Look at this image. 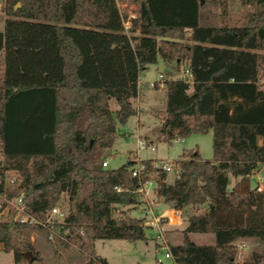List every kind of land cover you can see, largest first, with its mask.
Segmentation results:
<instances>
[{"label": "trees", "instance_id": "1", "mask_svg": "<svg viewBox=\"0 0 264 264\" xmlns=\"http://www.w3.org/2000/svg\"><path fill=\"white\" fill-rule=\"evenodd\" d=\"M119 2L134 6L128 31ZM229 4L4 0L0 206L21 197L25 211L44 221L65 196L66 216L54 226L67 230L62 245L75 246L90 264H108L97 256L95 241H147L142 220L113 212L136 207L141 185L154 177V194L170 209L206 205L187 219L181 244L169 248L172 264H264V247L239 262L236 245L246 239L264 245V191L250 190V177L264 168V0H240L235 18ZM159 60L189 68L193 78L191 86L181 79L164 84L166 141L212 132V159L183 152L171 183L151 160L142 162L139 178L132 176L134 161L101 166L117 125L136 115L132 102L142 72ZM3 170L16 171L19 183L6 186ZM231 179L238 182L229 189ZM15 216L9 207L0 220L3 251L14 264H28V252L32 264L42 262L29 236L43 228ZM196 232L212 233L214 244L196 245L189 237Z\"/></svg>", "mask_w": 264, "mask_h": 264}, {"label": "rangeland", "instance_id": "2", "mask_svg": "<svg viewBox=\"0 0 264 264\" xmlns=\"http://www.w3.org/2000/svg\"><path fill=\"white\" fill-rule=\"evenodd\" d=\"M229 8L233 18L237 17L240 12V0H229ZM122 3L123 5L125 3ZM4 0H0V30H2L5 15L3 13ZM121 4V5H122ZM133 6V5H131ZM132 8V7H130ZM130 8L124 9L129 11ZM123 11V8L121 7ZM185 66H177L175 63L165 64L158 61L157 64L150 66L149 71L141 76L139 84L141 91V101L138 106L134 102L136 115L131 116L124 126L117 125L116 134L117 138L114 144L109 149H104L101 152V162L107 161L106 169H116L127 161H134L136 166H142V162L151 160L155 166H159L160 162H170L174 165L181 158L183 152L198 150L200 158L203 161L212 158V132L207 131L202 134L191 135L188 138L180 139L179 144L172 142L169 144L161 133V128L166 117V95L164 92L153 91L149 88V83L157 79L158 75L163 76L162 83L165 84L168 80H175L183 78ZM158 87V85L156 86ZM155 87V88H156ZM190 91V90H189ZM155 96V98L153 97ZM110 109L116 110L113 100L110 101ZM140 111V116L137 115ZM137 138L144 140L155 148L154 152L137 151ZM261 143V141H259ZM2 160L0 152V161ZM102 168L103 165L101 164ZM173 179L172 174L167 175V182L171 183ZM152 187L147 186L148 196L144 193H138V205L136 207L123 208L116 207L113 212L114 218H121L128 216H137L141 218L143 211H147L150 207L157 217L159 212L168 209L169 206L158 199L155 205H151V200H154L153 193L156 188L155 179ZM238 180L231 179L229 189H231ZM251 184V183H250ZM153 192V193H152ZM57 206L62 211L67 212L66 197L62 196ZM144 207V208H143ZM134 208V209H133ZM142 209L141 212L136 210ZM131 210L135 213H131ZM206 210V205L189 206L184 208L180 213V224L171 214V227L168 231L162 234L165 244L170 248L181 244L183 231L187 228V219L192 216L203 214ZM147 216V214H144ZM136 217V218H137ZM143 220H147L144 218ZM177 222V223H176ZM159 224H166L165 219H159ZM144 225V224H143ZM146 228V227H145ZM55 236L53 240H48L47 232L34 231L30 233L29 240L32 243L35 251L39 252L42 262L35 261L34 264H90L89 259L84 257L75 246L65 248L62 245L63 235L67 234V230L53 228ZM148 237L147 241H138L130 243L124 240H99L96 243V250L98 254L109 262V264H156L158 259H162V252L159 250L161 239L157 237V233L153 228L145 229ZM190 239L196 245H212L215 238L212 233H191ZM238 249L237 260L241 262L244 258L250 256L253 252H262L264 245L257 239H246L236 243ZM164 264H170L169 260H163ZM0 264H14L13 255L3 251L0 245Z\"/></svg>", "mask_w": 264, "mask_h": 264}, {"label": "built area", "instance_id": "3", "mask_svg": "<svg viewBox=\"0 0 264 264\" xmlns=\"http://www.w3.org/2000/svg\"><path fill=\"white\" fill-rule=\"evenodd\" d=\"M119 3V8L121 10V7L123 8V11L121 10L122 13L128 14V17L123 20L122 25L125 29V31H128L131 27V20L135 19V14L133 13V10H131V6H128L126 4ZM130 8L129 11H124V9ZM163 76L161 74L158 75L157 79L153 82L149 83V88L155 89V87L158 85L163 84L162 83ZM182 80L187 83L189 86L192 85L193 83V78L192 74L189 68H186L183 72V78ZM172 142H175L176 144H179L180 140L175 139L172 140ZM149 151V152H154L155 148L150 145L149 143L145 142L144 140H141L140 138H137V151ZM103 167L106 168L108 163L107 161H104L102 163ZM159 170L165 172L166 174H172L173 179L179 177V168L177 165H174L173 163L170 162H160L159 166H155ZM143 169L142 166H135V168L132 171V176L134 178H139L141 170ZM2 177L4 179L5 185L8 187H14L19 183V175L16 171L14 170H3L1 172ZM251 179V184H250V190L254 191L255 193H260L264 191V168L262 167L260 170H256L253 175L250 177ZM153 181H148L145 182L141 185V188L139 189L138 193H144L146 196H148L149 192L151 190L147 191V186L152 187ZM115 190L117 192H120L122 189L119 187H116ZM153 193V192H152ZM154 194V193H153ZM156 196V195H155ZM7 206L5 208H2L0 206V220H3L6 218L9 212V207H12L16 211V216L15 220L18 221L20 224L26 225V226H35L38 225L43 228L47 232V238L48 240H53V237L55 236V233L53 231V228L56 223L62 222L66 216V212L62 211L59 206H54L52 209H50L45 216L44 221H39L35 219L34 217L30 216L26 211H25V206L22 202V198H14L10 201L7 202ZM159 220H155V222H151L150 225L153 227H158ZM157 237L161 239L160 242V247L159 250L162 252V259H158L156 261V264H164L163 260H169L170 264H172V256L169 251L168 246L165 244L163 237H162V230H159V233L157 234Z\"/></svg>", "mask_w": 264, "mask_h": 264}, {"label": "crops", "instance_id": "4", "mask_svg": "<svg viewBox=\"0 0 264 264\" xmlns=\"http://www.w3.org/2000/svg\"><path fill=\"white\" fill-rule=\"evenodd\" d=\"M132 8H131V10H133L134 9V6H131ZM150 66H152V65H150ZM150 66H148L147 67V69L144 71V72H142V74H141V76L142 75H144V74H146L148 71H149V68H150ZM141 76H140V80H139V84H140V82H141ZM139 84H138V97H137V99H135L132 103H133V106H134V102H137V104H138V106L140 105V101H141V91H140V87H139ZM153 91H157V92H164V94L166 95V91H165V88H164V84H161V85H159L158 87H156L155 89H152ZM154 98H155V96H153ZM137 115L138 116H140V111H139V113H137ZM117 129V128H116ZM116 138H117V134H116ZM116 138H115V140H116ZM212 159V158H211ZM210 159V160H211ZM154 195V194H153ZM153 198H154V200H151V205H155V203L158 201V198L154 195L153 196ZM144 208V207H143ZM143 208H141V209H139V210H136V212H141L142 211V209ZM134 209V208H133ZM131 213L133 214V213H135V210L134 211H132L131 210ZM170 213L171 214H174L173 215V217L175 218V220L177 221V222H180V224H184V223H182L181 221H180V213L178 212V211H176V210H173V209H170V208H168V209H165V210H163V211H161V212H159V215L157 216V217H155V215H154V213H153V211H152V209L149 207L148 208V210L147 211H143V215L141 216V218H138L137 216H131V218H136V219H139V220H142L143 221V226L144 227H146V228H153L154 229V231L158 234L159 233V230L161 229L162 230V234L165 232V231H168L170 228L169 227H171L172 225H171V219H172V217H171V215H170ZM144 214H147V216L146 215H144ZM144 218H146L147 220H143ZM165 219V222H166V224H164V225H161V224H159L158 223V227L160 228V229H158L157 227H153V226H151L150 225V223L151 222H155V220H159V219ZM176 222V223H177ZM189 237H190V234H189ZM148 238V237H147ZM99 240H97V241H95V246H96V243L98 242ZM95 251H96V254H97V256H99V257H101V258H104V257H102V256H100L99 254H98V252H97V250H96V248H95ZM38 252V251H37ZM39 253V252H38ZM41 255V254H40ZM42 256V255H41ZM105 260H106V258H104ZM107 261V260H106ZM107 263L109 264V262L107 261Z\"/></svg>", "mask_w": 264, "mask_h": 264}, {"label": "water", "instance_id": "5", "mask_svg": "<svg viewBox=\"0 0 264 264\" xmlns=\"http://www.w3.org/2000/svg\"><path fill=\"white\" fill-rule=\"evenodd\" d=\"M17 7H19V4L17 5ZM26 257L28 258V264H32L33 261V257L31 255V253H26Z\"/></svg>", "mask_w": 264, "mask_h": 264}]
</instances>
